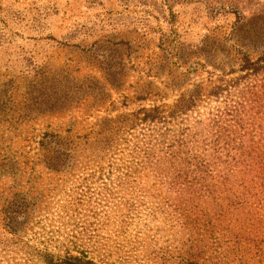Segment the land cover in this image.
<instances>
[{
    "label": "rangeland",
    "instance_id": "rangeland-1",
    "mask_svg": "<svg viewBox=\"0 0 264 264\" xmlns=\"http://www.w3.org/2000/svg\"><path fill=\"white\" fill-rule=\"evenodd\" d=\"M161 37L163 47L174 39L189 64L235 68L241 55L254 60L264 52V0H0V205L12 194L33 199L31 232L61 252L159 264L141 241L154 244L150 251L171 244L174 227L160 209L147 206L151 218L143 207L119 213L116 186H103L93 167L105 145L120 142L119 116L136 109V79L151 77L150 53ZM126 47L136 55L124 57ZM114 61L128 68L125 75H111ZM177 66L175 76L161 68L158 82L152 77L163 92L177 95L159 85L181 81ZM107 125L114 131L105 133ZM67 128L75 144L68 163L50 169L42 136Z\"/></svg>",
    "mask_w": 264,
    "mask_h": 264
},
{
    "label": "trees",
    "instance_id": "trees-1",
    "mask_svg": "<svg viewBox=\"0 0 264 264\" xmlns=\"http://www.w3.org/2000/svg\"><path fill=\"white\" fill-rule=\"evenodd\" d=\"M162 41L150 53L155 62L146 76L151 77L136 79L131 97L136 109L119 116L120 142L105 145L93 167L105 176L103 186H116L119 213L150 206L174 227L170 245L150 251L154 244L141 241L145 255L159 264H264V52L254 60L241 55L235 68L221 70L210 62L189 64V54L174 39L172 46L163 47ZM123 50L126 58L137 53ZM180 62L181 81L159 83L177 95L163 92L152 77L158 82L161 68L175 76ZM110 64L116 67L111 75L126 74L118 61ZM105 129L114 131L110 125ZM62 132L44 134L39 144L53 170L67 165L75 145L69 128ZM34 204L12 194L0 205V264H142L125 255L100 259L61 252L50 238L31 232L28 212ZM143 216L151 218V209ZM143 237L151 242L146 233Z\"/></svg>",
    "mask_w": 264,
    "mask_h": 264
}]
</instances>
